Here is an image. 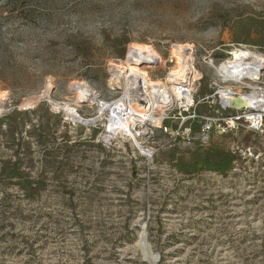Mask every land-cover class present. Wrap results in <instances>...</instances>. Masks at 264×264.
Segmentation results:
<instances>
[{
    "label": "rangeland",
    "instance_id": "1",
    "mask_svg": "<svg viewBox=\"0 0 264 264\" xmlns=\"http://www.w3.org/2000/svg\"><path fill=\"white\" fill-rule=\"evenodd\" d=\"M231 44L264 56V0H0V264H264V133L216 126L189 147L158 130L150 159L57 105L115 96L133 45L167 61L155 81L195 46L200 102L222 82L203 59Z\"/></svg>",
    "mask_w": 264,
    "mask_h": 264
},
{
    "label": "bare ground",
    "instance_id": "2",
    "mask_svg": "<svg viewBox=\"0 0 264 264\" xmlns=\"http://www.w3.org/2000/svg\"><path fill=\"white\" fill-rule=\"evenodd\" d=\"M191 46L179 45L174 47L177 64L169 69L163 80H153L151 72L160 68L165 69L168 63L147 45H133L125 60L111 63L112 79L109 87L118 91L114 87L115 84H119L121 92L129 99L130 113L113 112V116H110L109 112L100 108L96 110V117L82 115L79 106L87 103V106L94 108V104L97 102L96 95L98 92L89 85L84 86L78 92L75 102L58 103L57 105L64 111L68 120L87 125L88 128L92 125L103 124L104 131L101 137L106 138V140L111 138L110 140L119 144H122L121 138L127 139L136 152L151 156V159H153L152 156L155 155V152L152 147L144 145L146 131L143 125L147 111L146 106H142L143 104L140 101L145 102L149 109L162 112V107L170 100L178 104L180 101L186 103L196 99L195 94H192L194 92L187 90V83L190 79L188 75L189 65L183 54V49ZM231 46L239 49L241 53L234 54V57L227 63L223 61L216 65L215 61L210 62L207 59H204L203 63L217 71L218 77L222 79L221 84H216L219 87L218 95L226 98L233 108L253 106L259 109L261 100L259 92L264 90V56L243 46L239 48L231 44L227 47ZM203 77V73L197 70L194 75L195 81H198L196 95L199 82ZM138 86L141 87V90L136 89ZM182 88H185L184 91L188 92H184ZM246 88L252 89L253 94H245L244 89ZM6 97L7 94L0 89V114L5 112L3 102ZM104 100L108 101L107 99ZM155 125H160V119L155 121Z\"/></svg>",
    "mask_w": 264,
    "mask_h": 264
},
{
    "label": "built area",
    "instance_id": "3",
    "mask_svg": "<svg viewBox=\"0 0 264 264\" xmlns=\"http://www.w3.org/2000/svg\"><path fill=\"white\" fill-rule=\"evenodd\" d=\"M236 46V45H235ZM241 48V46H238ZM233 51L231 52V57L225 61L226 63L234 57V54L241 53V51L233 46H231ZM183 54L187 58L189 65V81L187 83V87L189 91H193L196 98V87L198 81L196 82L194 79L195 73H197L198 67L196 63L197 49L195 46H191L183 49ZM208 61H214L211 56L204 58ZM203 59V60H204ZM197 69V70H196ZM110 71V70H109ZM119 84H115V88L118 91L112 90L115 96L104 97L99 91H97L96 100L97 102L94 104V109H91L92 112L88 117H96V110L100 108L105 109V111L109 112L110 116H113V112L126 114L130 113L129 107V99L124 95L122 90L119 88ZM137 90H141V87L138 86ZM182 90H186L182 88ZM135 91V90H134ZM219 87L215 86V93L201 100L200 102L196 99L194 101H188L186 103H182L180 101L178 104H175L172 100L166 102L162 107V112L154 111V109H149L148 105L145 102L140 101L143 105L146 106L147 115L144 119V129L146 133L144 134L145 143H148L159 130L163 135L170 136L173 139H181L183 144L189 147L192 146H205L210 139V134L216 126H221L223 128L235 127L236 125H244L248 127L254 133H264V90L259 92V96L261 98L259 102V109L254 108L253 106H246L243 108L235 109L228 102L226 98L220 97L218 95ZM188 92V91H184ZM244 93L247 95H252L253 90L250 88L244 89ZM103 98V99H102ZM107 99L108 101H105ZM206 103L205 106H215L218 108L217 115L213 114H199L198 108L199 106ZM84 104V103H83ZM84 108V107H83ZM83 109H80L82 112ZM160 119V125L156 126L155 121ZM175 125V126H174ZM128 132V130H127ZM104 143L108 146H112V144H116L113 140H106L103 138ZM126 143H130L128 140L124 141V145ZM117 145V144H116ZM149 146V145H145ZM151 147V146H150ZM160 147L155 145L152 147L153 151L156 153ZM143 155V154H141ZM145 158H150L151 156H145Z\"/></svg>",
    "mask_w": 264,
    "mask_h": 264
}]
</instances>
